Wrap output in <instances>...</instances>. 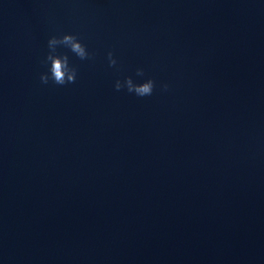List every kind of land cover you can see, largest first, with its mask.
Here are the masks:
<instances>
[{"label":"water","instance_id":"water-1","mask_svg":"<svg viewBox=\"0 0 264 264\" xmlns=\"http://www.w3.org/2000/svg\"><path fill=\"white\" fill-rule=\"evenodd\" d=\"M0 264H264V0H0Z\"/></svg>","mask_w":264,"mask_h":264},{"label":"clouds","instance_id":"clouds-1","mask_svg":"<svg viewBox=\"0 0 264 264\" xmlns=\"http://www.w3.org/2000/svg\"><path fill=\"white\" fill-rule=\"evenodd\" d=\"M48 52L42 63L46 65L47 70L40 74V82L47 85L51 82L54 85L65 86L74 84L77 80V68L70 63L69 56L66 53L58 51L59 48H67L79 60H91L93 54L81 39L73 33H63L52 35L47 41ZM107 61L109 67H115L117 60L114 58L112 51L107 52ZM137 77H145L143 68H137ZM157 82L151 78H144L140 82L134 81L132 76H126L123 80L117 79L114 83V89L119 92L126 90L129 94L144 98L153 95L157 89ZM162 91H168L169 85L162 83L159 85Z\"/></svg>","mask_w":264,"mask_h":264}]
</instances>
